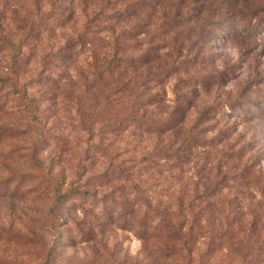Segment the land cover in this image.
I'll list each match as a JSON object with an SVG mask.
<instances>
[{
	"label": "rangeland",
	"instance_id": "rangeland-1",
	"mask_svg": "<svg viewBox=\"0 0 264 264\" xmlns=\"http://www.w3.org/2000/svg\"><path fill=\"white\" fill-rule=\"evenodd\" d=\"M130 1L119 0V8ZM225 1L180 0L176 7L177 0H171L173 6L162 13L168 19L176 11L172 34L187 36L192 31L195 42V60L178 62V71L155 88L164 99L163 110L172 109L178 96L190 102L178 129L161 135L137 129L122 134L107 130L101 135L99 107L87 108L89 101L79 97L90 80L84 56L68 70L55 69L61 62L48 56L85 29L101 0H0V36L13 44L22 42L13 66L21 83H28L25 97L12 95L9 85L0 88V132L5 129L0 133V264H174L175 259L159 258L153 251L162 242H143L133 230L123 228V222L134 215L130 184L125 188L128 194H122L121 181L95 185L92 176L105 171L113 153L118 152L114 160H126L175 141L203 110H208V119L201 124L199 138L226 139L207 150L208 158L195 159L204 174L198 181L193 169L166 172L158 192L168 197L188 176L200 192L201 180L209 177V162L221 164L222 170L233 166L230 170L236 172L235 165L251 156L262 173L256 177L264 183V10L249 19L235 14L254 5L264 8V0H228V5L235 2L233 13L226 18L213 16ZM46 12L49 15L41 17ZM55 14L59 15L51 19ZM142 15L131 16L115 28L130 26ZM60 16L63 21L55 23ZM160 20L155 10L145 23L147 33L127 40V54L157 50L159 37L154 32ZM216 32L222 37L215 38ZM96 36L108 41L109 32ZM13 54L12 48L0 44V75L13 62ZM158 54L159 63H170L168 50L160 48ZM188 54L182 50L183 59ZM45 69L49 71L44 73ZM51 72L66 75L63 82L46 78L53 76ZM24 104H35L41 123L22 111ZM80 107L85 109L86 124L92 123L89 131V125H79ZM37 134L44 137L37 141ZM98 145L108 154H102ZM65 191L66 198L54 203ZM242 193L241 204L239 199L232 201V195L222 197L223 204L216 203L195 223L194 264H264V250L259 257L254 252L242 255L243 236L250 225L257 233L262 231L259 244L264 247V219L258 221L263 211L248 203L250 190L244 188ZM253 196L255 202L259 197L255 192Z\"/></svg>",
	"mask_w": 264,
	"mask_h": 264
},
{
	"label": "trees",
	"instance_id": "trees-1",
	"mask_svg": "<svg viewBox=\"0 0 264 264\" xmlns=\"http://www.w3.org/2000/svg\"><path fill=\"white\" fill-rule=\"evenodd\" d=\"M101 2L103 4L99 11L94 13L85 29L75 39H68L66 44L59 47L58 50L49 53L48 56L61 62L55 69L62 67L64 70H68L81 55L84 56L83 60L90 74V80H86L84 91L79 97L81 101L83 98L89 101L87 108L99 107L97 114L103 117L100 125L101 135H105L107 130L122 134L128 129H137L142 134L156 135L174 132L184 122L190 102L182 101L178 96L172 109L163 110L161 107L164 99H161L159 90L155 91V88L178 71L176 68L178 62L191 63L195 60V42H191L192 31L187 36L172 34L171 31L178 20L177 12L175 11V14L168 19L162 16V13L168 12L173 6L171 0H132L123 8H119V0H101ZM228 3L229 1L226 0L220 7L213 10L214 14L210 13L217 17L230 16L233 13H230V9H236V7L235 2L229 5ZM179 4L180 0H177L174 6L178 7ZM238 5L240 4L238 3ZM192 8L195 10V5H192ZM155 10L161 17L157 24L158 28L154 32L159 37V43L155 45L157 50L149 49L142 52V55L127 54L129 51L127 40L147 33L145 23ZM263 10V7L254 5L246 11L237 10L235 14L239 17L246 15L245 17L249 19L254 18L258 12ZM142 13V17L135 20L130 26L115 28L119 22L128 21L131 16H138ZM48 15L49 12H46L41 14V17L45 18ZM58 15L55 14L50 18L54 19ZM194 19L192 20L193 29H195ZM62 21L63 17L60 16L55 23ZM55 23L49 22V24ZM44 24L42 23V25ZM196 25L198 27V24ZM202 26L203 24L199 23V27ZM190 29L192 30V28ZM104 30L109 32L108 41L96 36V33H101ZM214 35L215 38L222 37V34L217 32ZM21 43L13 44L0 36V44L12 48L14 52L13 62L7 68L6 73L0 75V88L9 85L10 93L17 97L28 95V83H21L13 66L16 61L15 56L21 50ZM160 48L168 50L166 55L170 56L169 64L159 63L161 56L158 51ZM182 50L189 52L188 58L183 59ZM193 50L194 54L191 53ZM46 63L47 61L44 59L43 64L46 65ZM48 71L49 69H45L44 73ZM51 75H53L50 76L51 78L48 76L46 78L58 79L61 82L66 76L55 72H51ZM22 111L29 113L35 121L39 120L35 116V104L29 106L24 104ZM207 111L199 112L191 125L168 145L156 146L141 156H132L126 160L123 158L114 160L118 156V152L113 153L105 171L92 176L96 180L95 185H103L111 180L121 181L123 183L120 190L122 194H128L125 188L126 184H130L131 193L134 196L131 212L134 215L130 222H123V228L133 230L143 242L153 240L162 242V244L153 247V251L159 254V258L175 259L174 264H194L192 260L195 256V223L202 221L206 212L212 209L216 203L223 204L222 197L232 195V201L240 200L239 205L243 202V189L250 190L251 198L248 203L260 209V212L263 211V214H260V218H258L259 224L261 218L264 219V183L256 177L262 173L260 166L256 165L255 167L257 160H252V156L248 157L244 164L235 165L236 172L230 170L233 166L222 170L221 164L209 162L211 167V169L208 168L209 177L201 180L202 190L200 192L195 187V181L190 180L191 176H188L186 183L177 185V192L171 191L168 197L161 194L162 190L161 193L158 192L156 187L165 184L166 172L173 171L175 174H179L193 169L194 174H191L194 176L196 174L198 181L204 174L201 166L195 165L197 162L195 159L200 156L208 158L207 150L212 145L220 144L226 139V137L216 136L207 141L199 138V133L203 131L201 124L208 119ZM77 114L80 118L79 125H89V131L92 123L86 124L88 120H86L85 109L78 108ZM3 130L5 129H2L0 133ZM43 137V134H37V141ZM103 139L101 137L100 142ZM97 147L101 148L102 154L105 152L108 154L101 145ZM242 155L245 154L242 152ZM254 169H256V174H253ZM55 184L59 186L60 182L56 181ZM253 192L259 197L255 202L253 201ZM66 196V191L59 194L54 203L58 202L60 198L63 200ZM119 204L123 206L122 201H119ZM125 210L123 206L121 211L125 212ZM261 232H256L255 225H250L245 231L241 245L244 257H249L252 252L256 257L260 256L264 250V247L259 244ZM233 249L235 250V248ZM253 261L255 260L253 259Z\"/></svg>",
	"mask_w": 264,
	"mask_h": 264
}]
</instances>
